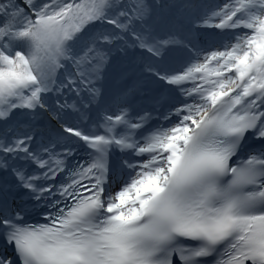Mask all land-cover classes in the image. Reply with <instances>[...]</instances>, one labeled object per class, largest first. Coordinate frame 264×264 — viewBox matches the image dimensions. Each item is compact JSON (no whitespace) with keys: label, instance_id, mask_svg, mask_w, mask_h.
<instances>
[{"label":"snow or ice","instance_id":"obj_1","mask_svg":"<svg viewBox=\"0 0 264 264\" xmlns=\"http://www.w3.org/2000/svg\"><path fill=\"white\" fill-rule=\"evenodd\" d=\"M0 264H264V0H0Z\"/></svg>","mask_w":264,"mask_h":264}]
</instances>
